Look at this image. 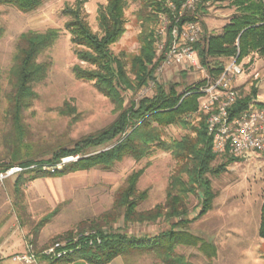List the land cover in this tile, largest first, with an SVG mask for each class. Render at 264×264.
Masks as SVG:
<instances>
[{
	"label": "rangeland",
	"instance_id": "1",
	"mask_svg": "<svg viewBox=\"0 0 264 264\" xmlns=\"http://www.w3.org/2000/svg\"><path fill=\"white\" fill-rule=\"evenodd\" d=\"M105 3L106 0H45L39 8L29 13L0 5V27L4 31L0 38V165L9 161L4 157L3 144L5 135L10 132V124L5 116V93L9 91L8 71L12 66L17 39L25 32L54 29L59 31V37L38 58V62H45L49 66L46 79L33 87L36 98L22 113V123L27 132L24 142L30 146L26 150L21 147L23 155L27 152L35 156L36 160H48L52 150L58 147L72 148L82 139L105 129L117 118L119 111L97 91L93 82L78 80L73 75L75 65L83 69L92 67L77 59L76 48L71 43L70 33L65 29L66 22L71 19L66 10L78 4L83 7L91 31L100 35L97 11ZM126 3L125 32L109 49L125 62L126 70L130 71V59L139 51L138 36L145 25L138 15L146 8L141 0H126ZM164 4L167 12H152L149 8L145 10L154 15L148 23V29L153 32L155 58L158 56L155 39L159 15L166 17L164 13L173 10L168 0ZM199 5L204 8L203 11L197 9ZM198 6L193 12L186 13L184 18H192L190 21L197 22L202 30L204 25L206 30H203L199 41L205 34L220 33L236 13L235 7L221 1L199 0ZM155 60L148 67L155 80L148 79L136 92H121L123 108L131 102L151 97L155 91V81L165 88L176 85L177 90L182 92L188 86L206 81L205 76L209 75L198 56L201 69L188 66L159 69ZM229 60H224L225 65ZM244 62L248 71L239 82L241 93L249 95L255 89L256 95L252 96L251 101L264 107V64L256 53L244 57ZM255 71L258 76L253 78ZM129 77L132 78L130 73ZM198 114L189 118L192 123L196 124ZM188 133V130L170 126L162 130L161 138L164 141L179 140ZM80 158L81 154L65 157L62 163L75 162ZM232 159L217 156L212 167L220 164L225 166L220 174L208 175L215 193L211 209L186 227L191 235L212 245L214 253L207 255L194 248L177 250L191 264H264V238L259 236L260 209L264 197V153L252 152L245 158ZM176 168L177 163L169 153L155 151L140 161L125 157L110 170L91 169L59 178L37 179L20 186V190L15 192L14 183L18 172L0 181V223L5 222L20 232L25 243L35 239L39 251L60 242H67L74 251L81 247H96L101 244V240L99 244L90 240L100 238L97 228L102 232H120L137 237L153 236L167 230L170 224L158 221L155 224L125 227L122 220L116 218L114 202L125 186L127 177L143 169L136 189L138 192L147 191V198L139 203L137 211H147L162 204ZM199 203L197 195L189 196L188 219L196 218L200 210ZM51 214L50 221L34 237L36 225ZM119 261L124 264H161L152 254L124 256Z\"/></svg>",
	"mask_w": 264,
	"mask_h": 264
},
{
	"label": "trees",
	"instance_id": "2",
	"mask_svg": "<svg viewBox=\"0 0 264 264\" xmlns=\"http://www.w3.org/2000/svg\"><path fill=\"white\" fill-rule=\"evenodd\" d=\"M44 1L0 0V5L29 13L39 8ZM165 1L141 0V3L152 12H167ZM170 1L177 3L176 0ZM211 1L226 2L236 8V13L222 27L220 33L205 34L201 41L193 45L201 65L209 75L216 78L224 69V60L234 57L237 52L238 60L256 53L264 64V0ZM126 4V0H106L105 5L98 8L100 35L91 31L82 5L77 4L75 8L66 10L71 19L66 22L65 29L70 33L71 43L76 48V57L92 67L83 69L75 65L72 69L73 75L78 80L93 82L97 91L111 101L119 114L108 127L82 139L72 148L58 147L52 150L48 160H36L35 156H30L27 152L24 155L21 153V147L25 150L30 147L24 142L27 132L22 123V113L36 98L34 85L47 77L49 65L38 62V58L53 46L59 37V31H28L19 36L12 66L8 71L9 91L5 93V116L10 124V132L5 135L3 144L4 157L9 161L0 165V173L14 165L21 169L14 183V190L18 192L20 186L37 179L59 178L91 169L110 170L125 157L140 161L155 151L167 152L177 163V168L170 178L165 201L150 210L137 211L139 203L147 198V191L138 192L136 189L144 172L141 169L127 177L125 186L114 202L113 210L117 213L116 218L121 219L125 227L155 224L158 221H164L170 227L153 236L142 237L120 232H102L97 228L100 245L81 247L54 260L41 259L44 264H70L78 260L88 264H108L115 258L134 254H152L161 264H191L177 253L179 248H194L207 255L214 253L212 245L186 230L189 224L211 209L215 193L208 175L220 174L225 166L220 164L212 167L217 156L213 153L212 141L207 135L206 116L199 113L196 124L189 119L197 114V91L205 81H200L193 87L188 86L182 92L177 90L176 85L165 88L155 81V91L151 97L131 102L128 107L123 108L121 92H136L148 79L155 80L148 67L156 59L153 32L148 29V23L153 20L154 15L151 11L146 13V9L138 15L145 25L138 36L139 51L130 59V71L126 70V64L121 58L111 53L109 47L125 32ZM197 9L204 10L201 5ZM185 20L190 21L192 18H183L182 22ZM202 27L205 31L204 25ZM3 34L0 27V38ZM255 95V89L249 95L241 93L230 110L231 115L235 116L246 110ZM170 126L180 127L189 133L179 140L164 141L161 138L162 130ZM108 147L110 148L105 150ZM89 150L93 151L88 153ZM80 154L81 158L77 161L62 163L63 158ZM192 195L199 197L200 210L196 218L188 219V199ZM51 218L52 214L39 221L34 237ZM259 236L264 238V197L260 209ZM28 242L39 252L35 239Z\"/></svg>",
	"mask_w": 264,
	"mask_h": 264
},
{
	"label": "built area",
	"instance_id": "3",
	"mask_svg": "<svg viewBox=\"0 0 264 264\" xmlns=\"http://www.w3.org/2000/svg\"><path fill=\"white\" fill-rule=\"evenodd\" d=\"M176 2L168 0L173 10L164 13L167 18L159 15L155 39L158 56L155 61L159 69L171 66L201 69L193 45L200 40L202 29L197 22H182L185 14L193 12L195 6H198L199 0ZM238 56L237 52L230 58L216 78L206 75L204 85L197 91V112L206 116V130L212 141L213 153L218 157L234 159L245 158L252 152L264 153V107H259L253 100L238 115L233 116L230 112L241 94L239 82L248 71L244 59L238 60ZM253 73V78H256L258 72ZM20 170L19 167L9 168L0 173V181ZM90 242L99 244L100 238L96 237ZM68 246L67 242H60L37 252L33 244L27 242L24 253L13 255L11 260L19 264H38L41 259L54 260L73 253L74 249Z\"/></svg>",
	"mask_w": 264,
	"mask_h": 264
},
{
	"label": "crops",
	"instance_id": "4",
	"mask_svg": "<svg viewBox=\"0 0 264 264\" xmlns=\"http://www.w3.org/2000/svg\"><path fill=\"white\" fill-rule=\"evenodd\" d=\"M5 222L0 223V264H19L11 260V257L16 254L24 253L26 243L22 239L21 233L12 229ZM119 258L113 259L108 264H124L119 261ZM38 264H44L42 260ZM70 264H88L84 261L78 260Z\"/></svg>",
	"mask_w": 264,
	"mask_h": 264
}]
</instances>
